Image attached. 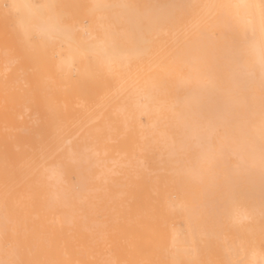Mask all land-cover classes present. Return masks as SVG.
I'll list each match as a JSON object with an SVG mask.
<instances>
[{"label":"bare ground","instance_id":"obj_1","mask_svg":"<svg viewBox=\"0 0 264 264\" xmlns=\"http://www.w3.org/2000/svg\"><path fill=\"white\" fill-rule=\"evenodd\" d=\"M51 1L0 2L8 42L48 73L0 82V264H264V0H166L140 33L104 19L126 0H90L88 26ZM152 53L156 76L132 84Z\"/></svg>","mask_w":264,"mask_h":264},{"label":"rangeland","instance_id":"obj_2","mask_svg":"<svg viewBox=\"0 0 264 264\" xmlns=\"http://www.w3.org/2000/svg\"><path fill=\"white\" fill-rule=\"evenodd\" d=\"M37 3L39 2V3H42V1L43 0H35ZM69 1H71V0H69ZM129 2H127V0H126V3H128V4H126V3H119V4H121V6H119V5H112L111 4V6H113V7H111V8H109V7H107V8H103V11H102V13L103 12H107V13H109L108 11H107V9H111V14L109 13V15L106 13V16L107 17H109L108 19L105 17L104 19H106V20H108L109 22V24H111V26L113 27H115V24L114 23H116V28H117V26H121V25H123V24H126V26H127V23H126V21L128 22V26H129V28H128V30H129V32L131 33H140L139 31H137L136 29H132L131 30V28H136V26L134 27V25H133V23L132 24H130L131 22H133V20L132 19H134L135 17H137V15H138V18H135L134 20H136V19H138V20H141V17H142V21H140V25H145L146 24V22H147V18L145 17V16H142V15H140L141 13H143V11L144 12H147V11H149V10H151L152 11V13H153V18L155 19L154 21H155V25H157V23L156 22H158L161 18H162V11H163V3L166 1V0H128ZM133 1H134V4H133ZM0 2L1 3H3L4 5H8V2H9V0H0ZM61 2H63V3H61ZM66 2V3H65ZM68 1L67 0H53V2L51 1V4H50V6L49 7H47V8H45L44 10H43V13L44 14H46V16H51V17H53V18H56L57 20H61V22L62 23H68V22H70L71 20H73V18H75L74 19V25H78V26H80L81 24H83V25H85V26H88L89 24H90V19H92V17L94 18H96V20H97V15H96V13L98 12V10H102V9H99L98 8V10L96 11V9L94 10L96 13H94V11H92V13L90 12V10L89 9H92L91 8V5H92V1L90 2V0H72L71 2H70V4H68L67 3ZM106 2H112V0H107ZM113 2H114V0H113ZM112 2V3H113ZM61 3V4H60ZM64 3H65V5H67L66 6V9L64 8V9H62L61 7H64L65 5H64ZM80 3V4H79ZM83 3V4H82ZM90 3H91V5H90ZM59 4V5H58ZM118 4V3H117ZM126 4V5H125ZM87 5V6H86ZM90 5V6H89ZM130 5H133V6H130ZM77 6H79V7H81V8H79V7H77ZM89 6V7H88ZM125 6V7H124ZM128 6V7H127ZM55 7V8H54ZM60 7V8H59ZM84 7H85V9H87L86 11H83V9H84ZM124 7V8H123ZM116 8H117V10H116ZM123 8V9H122ZM125 8H127L126 10H130L129 12L130 13H132V16H131V18H129L130 17V15H129V17H128V13L126 12V10H125ZM134 8L135 9H137V11H135L134 10ZM138 8H140V9H138ZM80 9H81V11H80ZM120 9V10H119ZM69 10H70V13H68L69 12ZM81 12H79V11ZM118 10L120 11V12H118ZM123 10H125L124 12H123ZM140 10H142V11H140ZM68 11V12H67ZM116 11V12H115ZM135 11V12H134ZM75 12H79V14L77 15L76 14V16H75ZM87 12V13H86ZM118 12V13H117ZM60 13H63V14H60ZM85 13H86V15H85ZM90 13L92 14V15H90ZM99 13L101 14V12L99 11L97 14L99 15ZM112 13H113V16H112ZM114 13H116L117 15L115 16V14ZM120 13V14H119ZM134 13H136L135 15H134ZM138 13V14H137ZM68 14H69V16H68ZM80 14H81V17H80ZM105 14V13H104ZM121 14L123 15V16H121ZM155 14V15H154ZM56 15V16H55ZM60 15V16H59ZM72 15H74V17H72ZM83 15V16H82ZM96 15V16H95ZM124 15H127V17H126V19H124L125 18V16ZM89 16H92V17H89ZM88 17V18H87ZM115 17H116V19L118 18V19H120L121 20V18H122V20L124 19L125 20V22L123 23V21H122V23L120 22V21H117V20H115ZM121 17V18H120ZM157 17V18H156ZM12 18V19H11ZM98 18H99V16H98ZM111 18H112V22H113V25H112V22L110 21L111 20ZM144 18V19H143ZM9 25H8V28H10L11 30H12V27H14V22H13V20H14V18L13 17H9ZM130 19V20H129ZM156 19H157V21H156ZM129 20V21H128ZM11 21V22H10ZM78 21H80V23L78 22ZM104 22H106V21H104ZM11 23V24H10ZM71 24H73V21H71L70 22ZM107 23V22H106ZM105 23V24H106ZM69 24V23H68ZM80 24V25H79ZM119 24V25H118ZM131 26H130V25ZM82 25V26H83ZM1 28H0V32H3V33H0V35L2 34V36H0V38H7V42H8V40H10V37H9V35L11 34V33H8V32H11V31H5V28L3 27V26H0ZM79 28H81V27H78V31L79 32H81L82 34H84V35H86V29H87V27H85V29H83V28H81L80 30H79ZM3 30V31H2ZM85 30V31H84ZM137 31V32H136ZM153 33L154 34H156V31H153ZM3 35H5V37L3 36ZM6 35H7V37H6ZM12 36V35H11ZM29 36H30V34H29ZM30 38H31V40H33L34 41V39L35 40H37V37H36V33L35 32H31V36H30ZM156 36L154 35V39L156 40ZM6 42V43H7ZM12 42H14V41H12V37H11V42L9 41L7 44H8V49H7V51H6V53H5V55H3L2 56V54H1V58H0V82H14V83H16V84H18V83H27L28 81H30L31 79H32V76H29V80H28V74H29V72L30 71H33V72H31V73H33L34 75H35V71H36V73L37 74H39L40 73V76H38V75H36V77L34 76V78H37V80L38 81H40L41 80V78H42V74H43V76H44V73H47V72H44V70H43V72H42V70H39V68L37 69V68H35V71L33 70V67H32V64H31V62H32V60H31V62H30V64L28 63V61H30V59H31V57H32V59H34V58H37V56H34V54H32V49L33 48H31L30 46H29V48L26 50V47H28V46H26L25 47V50H23L22 48V50L18 53V51L16 50V47H18V49H20L19 47H20V45H16V43L13 45L12 44ZM34 47V46H33ZM30 48H31V50H30ZM34 48H36V47H34ZM10 49H12V51L16 54V56L15 55H13V53L11 52V50ZM54 49H56V50H53L54 52H53V57L55 56V58L57 57V55H56V53H58V51H59V48H58V46H57V48H56V45H55V47H54ZM16 51V52H15ZM64 51V50H63ZM63 51H61L60 50V52H61V54H63V55H65L64 53H65V51L63 52ZM12 54H11V53ZM21 52H23V53H21ZM2 53H4V52H2ZM18 53V54H17ZM25 53H29L30 54V59H29V56H27V63H26V61H25V57L24 56H26V55H29V54H25ZM21 54V55H20ZM150 59L148 60L147 59V56L144 54V56H142V57H140L136 62H135V64H133V66L135 67V74L134 75H132V79H131V82H132V84L133 83H138V81L142 78V76H143V73H144V69L145 68H147V66H152V69L151 68H149V70L147 69L145 72H146V75L147 76H150V77H154V76H156V74H157V65H156V53H152L150 56ZM24 61V63H26V65L23 63V65H21L22 64V61ZM37 61V59L35 60V62ZM41 61V60H40ZM35 62L33 63V65L35 64ZM40 63V62H39ZM42 64V63H41ZM19 65H21V66H19ZM29 65V66H28ZM16 66V67H15ZM19 66V67H18ZM23 66V67H22ZM26 66V67H25ZM31 66V67H30ZM38 66V65H37ZM8 67V68H7ZM26 69H25V68ZM28 67V68H27ZM35 67V66H34ZM73 67V66H72ZM74 68V67H73ZM72 68V69H73ZM76 68V67H75ZM153 68H155L156 70H155V72L153 73ZM68 69V70H71V72H74L73 74H75L76 73V71H77V69ZM151 69V70H150ZM184 69V70H183ZM186 69V70H185ZM182 70H183V72L185 73V75H187L188 74V69H187V66H183L182 67ZM56 72L55 73H57L58 74V72H57V70H55ZM148 71H152V73H151V75H150V72L148 73ZM15 72V73H14ZM62 72L63 71H59V73L60 74H58L57 76L59 77L58 79H60L61 81L63 80H65L66 78H64L65 76H64V73H66V72H63V74H62ZM255 72V73H254ZM31 73H30V75H31ZM54 73V71H52V76L55 74ZM48 74V73H47ZM149 74V75H148ZM253 74L255 75V77H257L258 75H259V71L257 72V70L255 69V70H253ZM46 77H47V75H46ZM50 77V75L48 76V78ZM74 78L76 77V76H73ZM39 78V79H38ZM43 78H45V77H43ZM51 78V77H50ZM73 78V79H74ZM27 80V81H26ZM33 80V79H32ZM31 80V81H32ZM54 80L55 81H57L56 80V78H55V76H54ZM53 80V81H54ZM20 81V82H19ZM44 81V80H43ZM50 81H52V80H50V79H48L47 80V82H50ZM59 81V80H58ZM122 94H123V92H122ZM171 95H172V97H174L175 96V92L174 91H171ZM213 142H214V145L215 144H217V141L215 140V139H213ZM228 159V162L229 163H233L234 162V160H235V157L233 158V156L231 157V155H229V157L227 158ZM233 159V160H232ZM186 195H188V196H186ZM186 195H185V199H186V201L188 202H190V194L189 193H186ZM223 216V215H222ZM222 216H221V218H222ZM258 214H255V218L258 220V222L256 221V219L254 218V215L252 216L253 218H251V219H253V220H251V221H253L254 222V219H255V222L258 224L257 226H262V224H263V221H264V215H261V216H258ZM184 217H179V219L177 218L176 219V223H177V225L182 229V230H185L186 228H187V223H186V220H185V218L183 219ZM219 220H220V216H219V218H218ZM223 219V221L222 220H220L221 222H222V224L223 223H225L226 225H227V219H226V217L224 216V218H222ZM250 220H246V221H243V224H244V222L247 224V225H249V223L250 224H252V222H251ZM256 223H255V226H256ZM264 225V224H263ZM247 227H249L248 229L250 230H252V232H255V231H253V229L252 228H250V225L249 226H247ZM252 227V226H251ZM245 229H246V226H245ZM244 229V230H245ZM250 230V231H251ZM246 231V230H245ZM252 232H248L249 233V235L251 236V233ZM245 234H246V232H245ZM245 234H242V235H245ZM254 235H255V233H253ZM241 235V236H242ZM232 236H233V238H232ZM231 236V238H232V240L234 241V243H235V245L238 247V248H240L239 247V245H238V243L239 244H243L244 242H246L247 240H249V239H247L248 238V236H247V234H246V236H247V238H246V236H245V238H246V240L244 239V241H242V238H239V242L237 241V239H236V235L234 234V235H232ZM238 236H240V234H238ZM240 236V237H241ZM254 237V236H253ZM252 236H251V238H253ZM244 238V237H243ZM241 246V245H240Z\"/></svg>","mask_w":264,"mask_h":264}]
</instances>
